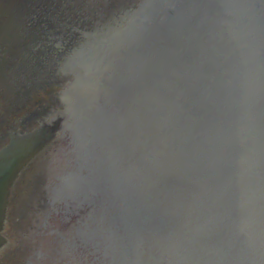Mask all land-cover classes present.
<instances>
[{
    "label": "water",
    "instance_id": "95a60500",
    "mask_svg": "<svg viewBox=\"0 0 264 264\" xmlns=\"http://www.w3.org/2000/svg\"><path fill=\"white\" fill-rule=\"evenodd\" d=\"M144 1L0 0L2 118L20 121L16 124L21 126L28 115L49 112L48 103L67 81L62 68L69 55L89 35L117 24ZM256 1L264 34V0ZM244 7L242 0H152L124 26L72 56L71 72H78L72 88L88 108L85 121L107 142L106 150L115 145L118 152L125 148L132 153L126 173L117 166L109 171L110 182L124 189L119 195L124 210L115 211L122 220L111 227L112 211L100 207L97 214L116 264H161L156 248L168 255L170 264L203 263L200 256L206 250L198 246L229 227L231 211H242L263 187L264 128L255 122L256 109L247 101L257 92L250 83L257 75L253 67L258 42L254 30L249 32L252 19L248 21ZM257 23L253 17V25ZM261 51L264 57L263 46ZM105 75L111 77L108 93L95 108L93 101L102 96L96 84ZM79 82L85 84L82 91ZM54 130L42 128L0 149V231L14 177L51 140ZM52 167L49 162L47 170ZM86 168L91 189L99 181L96 167ZM129 176L135 181L132 198L126 196ZM35 184L34 179L23 181L11 203L9 251L17 253L20 246L42 254L34 255L39 260L35 264H53L49 257L61 240L66 239L71 254L75 251L74 236L67 232L74 227L62 214H53L47 222L36 213ZM200 199L205 209L213 208L211 215L198 206ZM145 208L148 235L158 239L148 258L140 220ZM19 209L25 218H19ZM173 241L184 245L173 249ZM82 251L77 248L75 255ZM26 259L23 255L22 264Z\"/></svg>",
    "mask_w": 264,
    "mask_h": 264
}]
</instances>
